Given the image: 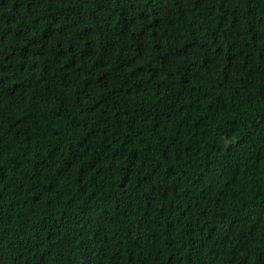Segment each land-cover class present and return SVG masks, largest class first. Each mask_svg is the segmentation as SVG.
Listing matches in <instances>:
<instances>
[{"label": "trees", "instance_id": "obj_1", "mask_svg": "<svg viewBox=\"0 0 264 264\" xmlns=\"http://www.w3.org/2000/svg\"><path fill=\"white\" fill-rule=\"evenodd\" d=\"M0 264H264V0H0Z\"/></svg>", "mask_w": 264, "mask_h": 264}]
</instances>
